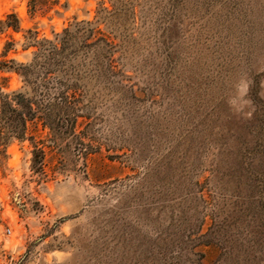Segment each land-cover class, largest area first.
Segmentation results:
<instances>
[{
    "label": "rangeland",
    "instance_id": "1",
    "mask_svg": "<svg viewBox=\"0 0 264 264\" xmlns=\"http://www.w3.org/2000/svg\"><path fill=\"white\" fill-rule=\"evenodd\" d=\"M125 1L124 87L87 93L83 145L43 135L41 172L28 141L0 149V264H264V0ZM101 2L0 0V20L50 38Z\"/></svg>",
    "mask_w": 264,
    "mask_h": 264
},
{
    "label": "trees",
    "instance_id": "2",
    "mask_svg": "<svg viewBox=\"0 0 264 264\" xmlns=\"http://www.w3.org/2000/svg\"><path fill=\"white\" fill-rule=\"evenodd\" d=\"M37 0H29L35 13ZM120 2V4H119ZM110 0L112 9L99 4L94 20L76 21L52 36L39 37L36 29L22 30L15 13L0 20V33L23 32L22 50L32 49L26 62L9 58L16 43L6 41L0 52V149L5 153L14 141H28L33 154V168L43 170L49 148L59 149V142L77 138L79 119L89 118L83 100L91 88L124 87L121 72V43L109 24L124 15L125 0ZM59 5V0H45L44 11ZM121 6V7H120ZM66 7L65 5L63 6ZM55 13H58L55 11ZM16 80L18 85L13 86ZM43 135L46 139H43Z\"/></svg>",
    "mask_w": 264,
    "mask_h": 264
},
{
    "label": "built area",
    "instance_id": "3",
    "mask_svg": "<svg viewBox=\"0 0 264 264\" xmlns=\"http://www.w3.org/2000/svg\"><path fill=\"white\" fill-rule=\"evenodd\" d=\"M7 233H8V234H10V233H11L10 229H8V230H7Z\"/></svg>",
    "mask_w": 264,
    "mask_h": 264
}]
</instances>
